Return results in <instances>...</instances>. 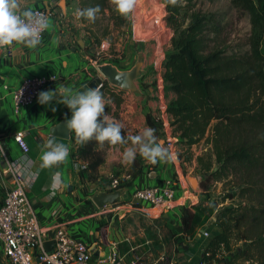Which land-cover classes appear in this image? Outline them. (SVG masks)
<instances>
[{
  "label": "rangeland",
  "instance_id": "rangeland-1",
  "mask_svg": "<svg viewBox=\"0 0 264 264\" xmlns=\"http://www.w3.org/2000/svg\"><path fill=\"white\" fill-rule=\"evenodd\" d=\"M85 1L76 0L78 10L87 7ZM108 1L112 10L107 9L106 14L97 12L95 19L88 21H85L84 17L78 16L84 23V31L80 34H82L81 37L87 38L88 55L97 64L112 63L119 69H130L136 63L139 55H143L146 59L145 76L138 79L137 83L143 92L149 90V94L137 96L130 91L127 92V90L111 85L109 81L106 82L112 88L119 90L110 92L105 89L103 91L107 113L123 124L122 134L126 136L135 135L144 128L139 122L144 114L146 116L145 109L149 110L156 119L165 123H168L171 118L163 108H166V104L175 95L173 92L163 89V81H161L163 65L160 61L173 50L172 37L178 35V32L188 24L190 9L202 11L211 20V25L208 28L210 47L223 49L228 54L244 55L249 53V40L252 35L250 15L244 8L237 5L236 0H195L194 3L182 10L181 19L179 18L180 11L186 3L181 0H170L169 2L168 0H135L134 9L127 15L118 12L114 0ZM136 7L140 9L138 14H134ZM167 8L171 12L174 8L176 9L179 25L176 23L173 26L165 18H162ZM261 47L264 52V33ZM96 73L104 78L97 67ZM162 133L160 137H164L165 144L171 148L168 146L169 140L167 139H173L174 136H165L163 129ZM206 141L204 139L196 144L192 152L204 153L205 150L210 149V144ZM130 145V140L127 144L116 145L104 142L101 146L98 142L95 143V153L87 159V166H82L83 161L80 165V174L83 180L95 183L94 188L85 187L89 192L107 189L110 181L114 178H118L121 183H126L127 165L124 164L126 161L123 159V152ZM173 145L175 156L173 155L172 159L175 160V164L172 163L177 169L173 171V176L177 177L180 174L184 187L194 190L187 176H197L202 179V183L204 172L200 165L197 166V161L194 164L191 159H184L186 154L179 140L173 141ZM176 147L180 149L183 156H179ZM143 158L137 153L136 157L130 161L129 169L132 171L134 165L141 163ZM254 181L257 183L258 179L254 176H245L240 172L212 180L209 182L208 188L200 186L198 190L193 191L192 200L194 203L190 205L201 209L210 205L213 207L210 213L213 214L216 211L215 215L226 207H235L239 204L264 206V194L253 193V190L258 188L253 184L250 185ZM247 191L248 193H245ZM232 195L235 196L232 197ZM123 202L121 201L119 204ZM180 210L177 207L169 209L170 217L169 213L168 216H165L167 211L161 212L139 202L128 208L125 205H121L120 208L117 205H107L97 209L94 222L97 229L105 227L104 233L118 241L121 251L126 250L127 252L130 249L129 258L136 255L135 259H139V257H144L148 261L160 259L162 264H199L201 254L207 246L202 250L203 243L200 245L196 239L191 245L190 239L183 233L180 224ZM208 223L212 229L214 222L210 220ZM231 225V233H237L239 227L235 225V220H232ZM211 229H209L210 235L205 236L209 238V241L213 235ZM239 230L242 231V227ZM231 243L234 251L239 247H245L244 241L236 239V234L232 237ZM186 244L189 247L188 250ZM132 249H134V255L131 252ZM224 263L215 262L214 264ZM235 263L258 264L252 259L244 260L242 258L237 259Z\"/></svg>",
  "mask_w": 264,
  "mask_h": 264
},
{
  "label": "trees",
  "instance_id": "trees-1",
  "mask_svg": "<svg viewBox=\"0 0 264 264\" xmlns=\"http://www.w3.org/2000/svg\"><path fill=\"white\" fill-rule=\"evenodd\" d=\"M181 1L186 3L181 8L180 19L182 10L195 0ZM236 2L250 15L249 53L228 54L223 49L210 47L211 20L202 11L190 9L188 24L172 37L173 50L160 61L163 89L175 95L163 108L171 118L165 123L147 111L146 120L158 137L166 125L173 128V136H178L183 144L192 146L207 140L211 148L198 156L204 172L201 187L206 189L210 181L240 172L256 177L258 182L250 184L258 187L253 193L264 194V52L261 47L264 0ZM84 3L87 7L98 5V12L103 14L107 9L112 10L108 0H86ZM162 18L176 25V9L171 12L167 8ZM105 89L113 92L106 81L100 90ZM95 143V139L79 143L74 154L77 158L89 159L95 153ZM140 165H134L133 178L141 171ZM129 184L121 183V187ZM212 208L210 205L203 209L195 205L183 206L180 213L183 233H195L196 225L203 216L204 220L211 216ZM215 218L221 231L211 237L199 264L226 262L228 257L230 261L226 264H234L241 258L264 264V206L245 203L226 207L218 211ZM232 220L239 227L237 233H231ZM234 234L245 244L236 251L231 243ZM185 246L188 250L187 244Z\"/></svg>",
  "mask_w": 264,
  "mask_h": 264
},
{
  "label": "crops",
  "instance_id": "crops-1",
  "mask_svg": "<svg viewBox=\"0 0 264 264\" xmlns=\"http://www.w3.org/2000/svg\"><path fill=\"white\" fill-rule=\"evenodd\" d=\"M18 4L17 11L26 8H46L49 14V26L44 38L36 47L14 42L12 45L0 48V140L7 158L1 162L0 167V203L13 184V173L8 168L10 163L25 176L26 193L43 229V239L52 241L55 229L64 226L73 237L82 239L90 245L91 249L94 247L92 249L93 261L96 264H105L112 250L117 251L126 261L134 260L138 263L148 261L144 257L135 259L136 255L129 258L130 249L127 252L126 250L121 251L118 241L104 233L105 227L96 228L94 215L99 207L91 198L95 193L106 189L89 192L85 188H94L95 183L83 180L81 177V162L83 161L82 166L86 167L87 160L77 158L74 154L79 144L75 132L70 130L69 138L51 134L53 126L70 118V109L56 101L52 102V105L56 107L55 112L51 110V105H41L38 100L29 106L16 107L14 103V91L27 76L57 73L60 80L44 90L70 87L75 92L84 91L89 86L97 87L94 80L99 76L96 73V67L99 64L89 57L86 48L87 38L81 37L80 33L84 31V23L77 16L76 0H18ZM127 69L122 68L121 70ZM116 89L118 88L112 90ZM147 111L149 110L145 109V112ZM139 124L143 127L149 126L145 114ZM163 130L165 136H173L172 127L165 125ZM18 131L25 133V140L29 146L28 152H24L14 138ZM49 137H54L57 142L66 144L69 148V155L65 160L51 167H42L40 154L44 141ZM178 139V136H174L173 139L167 140L178 141ZM158 140L164 142V137H158ZM196 144L189 146L181 143V147L184 148L186 154L184 159H191L194 164L197 161L198 166V156L202 152H192ZM165 146L167 147V144ZM169 149L174 153V145ZM176 152L179 156H183L177 147ZM172 162L173 159H165L153 164L143 158L140 165L141 171L134 178L129 169L130 162H124L127 165L126 182L130 184L123 187H127L128 196L129 192L137 188L148 185L162 186L167 179L175 178L178 186L177 196H182L176 203V207L180 210L183 206L194 203L192 200L194 190L184 187L180 174L177 177L173 176V171L177 169L173 166L175 162ZM215 213L216 211L206 220L203 216L195 227V233H185L191 245L195 239L200 245L203 243L202 250L208 245L209 238L205 237L203 230L209 233L211 226L208 222L210 220L214 222L211 229L213 235L220 233L221 228L215 222ZM169 215L171 217L170 213ZM131 252L134 255V249ZM0 264H11L4 252L2 239H0Z\"/></svg>",
  "mask_w": 264,
  "mask_h": 264
},
{
  "label": "built area",
  "instance_id": "built-area-1",
  "mask_svg": "<svg viewBox=\"0 0 264 264\" xmlns=\"http://www.w3.org/2000/svg\"><path fill=\"white\" fill-rule=\"evenodd\" d=\"M32 10L44 14L49 24V14L46 8L36 7ZM46 30L47 28L41 33V40L44 38ZM59 80L60 76L57 73L25 77L14 91L16 107L34 104L40 91L51 84L57 83ZM103 83H99L97 86L101 88ZM14 138L24 152L29 151L23 131H18ZM168 146H173L171 140L168 141ZM3 160H7L5 151L0 152V167ZM8 168L13 173V184L0 203V239L4 241V252L11 264H96L93 261L94 253L90 245L80 238L73 237L64 226L55 229L52 239L53 246L50 250L46 248V243L49 240L42 237L43 229L26 193L25 176L10 163ZM120 187V180L114 178L110 181L107 189L111 191ZM177 190L178 186L175 179L169 178L162 186L148 185L137 188L129 192L128 198L123 203L115 205L118 208L121 205H125L128 208L139 202L153 209L168 212L169 209L172 210L176 207V203L182 198L181 195L177 196ZM203 234L205 236L209 235L205 230H203ZM105 264L162 263L160 259L143 263H138L134 260L126 261L117 251L112 250L105 260ZM202 264L209 263L204 262Z\"/></svg>",
  "mask_w": 264,
  "mask_h": 264
},
{
  "label": "clouds",
  "instance_id": "clouds-1",
  "mask_svg": "<svg viewBox=\"0 0 264 264\" xmlns=\"http://www.w3.org/2000/svg\"><path fill=\"white\" fill-rule=\"evenodd\" d=\"M114 4L118 12L127 15L134 9L135 0H114ZM18 8V0H0V48L14 42L36 47L41 42V33L49 26L44 14L29 8L17 11ZM98 11V5L82 8L78 10L77 16L94 20ZM37 100L41 105H51L53 112L56 111L53 101L70 109L71 116L66 118L65 126L75 132L78 143L95 139L103 146L104 142L116 145L127 144L130 140L131 145L123 152L125 161H132L137 153L153 164L158 160L173 158L174 153L165 146L163 140L157 139L155 129L151 126L144 127L135 135L122 134L123 124L107 113L106 100L99 86H89L84 91L75 92L70 87L42 90ZM3 151V145L0 144V152ZM68 155L69 148L66 144L49 137L43 143L41 166L51 167L65 160Z\"/></svg>",
  "mask_w": 264,
  "mask_h": 264
},
{
  "label": "water",
  "instance_id": "water-1",
  "mask_svg": "<svg viewBox=\"0 0 264 264\" xmlns=\"http://www.w3.org/2000/svg\"><path fill=\"white\" fill-rule=\"evenodd\" d=\"M65 1V0H62ZM146 59L143 55H139L136 63L134 66L127 70L119 69L115 64L112 63H102L97 66L98 70L104 76L100 77L97 76L94 80V83L99 84L104 81H109L111 85L119 87L123 90L130 91L137 96L143 95L145 96L146 93H149V90L143 92L139 87L137 80L142 78L146 70L144 68ZM51 134L60 136L62 138H69L70 137V130L66 128L65 121H61L60 123L56 124L51 129ZM201 178L197 176H189L188 181L190 182L192 188L194 190H198L201 186ZM128 198L127 187H120L115 190L107 191L102 190L100 192L95 193L92 196L93 202L99 207L104 208L107 205H115L121 201H124ZM166 212V211H165ZM165 216H168V212L165 213ZM53 246V241H49L46 243V248L50 250ZM94 249V247L92 248ZM230 261V258H226V263Z\"/></svg>",
  "mask_w": 264,
  "mask_h": 264
},
{
  "label": "bare ground",
  "instance_id": "bare-ground-1",
  "mask_svg": "<svg viewBox=\"0 0 264 264\" xmlns=\"http://www.w3.org/2000/svg\"><path fill=\"white\" fill-rule=\"evenodd\" d=\"M140 12V9L138 7L135 8L134 14H138Z\"/></svg>",
  "mask_w": 264,
  "mask_h": 264
},
{
  "label": "flooded vegetation",
  "instance_id": "flooded-vegetation-1",
  "mask_svg": "<svg viewBox=\"0 0 264 264\" xmlns=\"http://www.w3.org/2000/svg\"><path fill=\"white\" fill-rule=\"evenodd\" d=\"M144 76H145V75H144ZM144 76H143V77H144ZM143 77H142V78H143ZM140 79H141V78H140Z\"/></svg>",
  "mask_w": 264,
  "mask_h": 264
}]
</instances>
